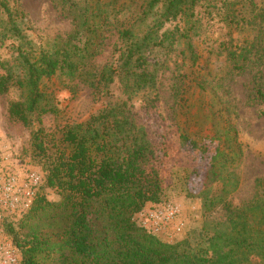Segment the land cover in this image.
<instances>
[{
	"label": "trees",
	"instance_id": "16d2710c",
	"mask_svg": "<svg viewBox=\"0 0 264 264\" xmlns=\"http://www.w3.org/2000/svg\"><path fill=\"white\" fill-rule=\"evenodd\" d=\"M60 1L74 28L37 46L23 29L26 15L19 2L0 0V42L17 41L12 44L16 55L0 61V94L20 91L9 103V118L33 126L48 113L57 115L55 97L43 84L58 73L79 80L98 98L112 94L118 82L125 98L106 103L83 121L32 130L27 151L43 167V187L60 198L36 194L19 222L8 223L20 264H264V192L239 204L229 199L240 187L245 155L231 121L203 142L179 135L209 153L207 166L187 176V194L203 199L205 213L221 207L224 219L213 218L195 237L177 242L137 222L136 215L149 204L164 201L175 146L155 138L131 102L143 93L146 110L156 106L162 64L151 53L165 40H185L189 60L197 61L192 35L202 24V8L231 26L257 30L251 40L225 49L232 72L254 70L255 95L263 100L264 6L256 0ZM149 19L139 34L136 29ZM173 22V30L160 32ZM111 34L120 40L119 55L98 62ZM256 187H264V180L257 179Z\"/></svg>",
	"mask_w": 264,
	"mask_h": 264
},
{
	"label": "rangeland",
	"instance_id": "374dc122",
	"mask_svg": "<svg viewBox=\"0 0 264 264\" xmlns=\"http://www.w3.org/2000/svg\"><path fill=\"white\" fill-rule=\"evenodd\" d=\"M15 1L19 2L26 15L23 29L37 46L48 45L54 42L58 33L74 28L68 8L60 0ZM256 2L264 6V0ZM202 11L205 12V9L202 8ZM203 12L199 17L202 24H199L198 34L192 35L197 61L193 63L189 60L185 40H165L163 47L158 46L151 53V57L162 64L156 106L147 111L143 93L134 95L131 100L141 115V121L154 132V137L175 146L169 166L172 184L166 190L164 201L175 202L179 206L176 223L181 224L182 229L172 233V238L165 239L169 242L195 237L213 218L224 219L221 207L205 213L203 199L187 194V176L194 168L204 169L207 166L209 153L192 148L180 138L181 133L203 142L206 136L223 130L231 121L238 130L245 155L238 171L240 187L229 194V199L239 204L251 199L258 190L264 192V187H256L257 179L264 180V99L256 98L254 70L232 72L225 49L251 40L257 30L248 25L231 26L220 17H211ZM149 22L151 19L142 23L136 31L143 34ZM175 25L176 22L168 23L160 32L173 30ZM13 42H17L16 39L0 42V61L16 55ZM120 44L117 37L109 35L97 61H115L119 55L116 46ZM43 88L54 95L60 111L57 115H44L42 123L36 121L33 126L16 123L8 116L10 101L20 96L18 89L0 94V235L8 242H13L8 233V223L17 224L27 212L12 205L13 197L7 192L11 184H15L14 190H23L31 185L30 175L36 173L42 180L39 186H33L36 194H46L50 200L60 198L55 190L43 187V167L27 151L32 130L40 125L53 129L66 122L83 121L106 103L125 98L118 82L113 85L112 94L98 98L79 80L60 73L46 78ZM16 195L22 197V193Z\"/></svg>",
	"mask_w": 264,
	"mask_h": 264
},
{
	"label": "built area",
	"instance_id": "2783aa9c",
	"mask_svg": "<svg viewBox=\"0 0 264 264\" xmlns=\"http://www.w3.org/2000/svg\"><path fill=\"white\" fill-rule=\"evenodd\" d=\"M30 181L31 185L23 188V190H14L15 184H11L8 188L7 192L13 197L12 205L14 207H22L25 211L30 209L36 197V190L33 186H39L42 180L38 174L32 173ZM17 193H22V197L17 196ZM179 214L180 208L175 202L163 201L149 204L136 215V220L148 231L163 239H169L173 237L172 233L182 229V225L176 223ZM20 259L18 248L13 242L6 241L0 235V264H20Z\"/></svg>",
	"mask_w": 264,
	"mask_h": 264
}]
</instances>
